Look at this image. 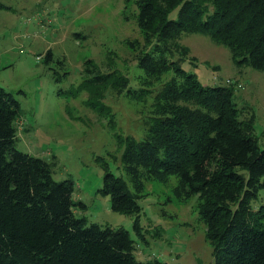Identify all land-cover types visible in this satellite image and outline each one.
<instances>
[{"label":"trees","instance_id":"obj_1","mask_svg":"<svg viewBox=\"0 0 264 264\" xmlns=\"http://www.w3.org/2000/svg\"><path fill=\"white\" fill-rule=\"evenodd\" d=\"M135 4L147 46L136 57L142 86L161 84L144 134L121 138L124 175L104 163L96 192L110 197L112 210L135 214L133 227L140 234L146 182L173 178L167 200L194 198L214 264H264V204L252 205L264 188V148L253 135L254 114L236 106L231 84L204 85L184 69L187 47L178 42L181 32H199L226 46L236 65L264 70V0ZM171 52L179 56H167ZM45 56L51 59L52 52ZM86 64V86L128 87L120 73H101L91 60ZM19 113L18 101L0 86V264H168L138 259L127 230L87 225L74 214L72 180H55L54 161L17 148Z\"/></svg>","mask_w":264,"mask_h":264},{"label":"rangeland","instance_id":"obj_2","mask_svg":"<svg viewBox=\"0 0 264 264\" xmlns=\"http://www.w3.org/2000/svg\"><path fill=\"white\" fill-rule=\"evenodd\" d=\"M0 3V86L19 103L17 148L54 161V179L73 182L74 214L84 217L87 225L127 230L138 259L214 264L194 198L167 200L173 178L146 182L139 200L140 234L133 227L135 214L112 210L110 197L96 192L104 163L114 174L124 175L121 138L144 134L161 84L142 86L144 71L136 57L147 46L135 21V0ZM178 42L187 47L182 66L202 84H231L236 106L244 115L253 112V135L264 148V70L236 65L226 46L199 32H181ZM48 49L51 59L45 56ZM167 56L176 58L179 53ZM86 60L101 73H120L128 87L86 86ZM260 204H264V188L252 201L254 207Z\"/></svg>","mask_w":264,"mask_h":264}]
</instances>
